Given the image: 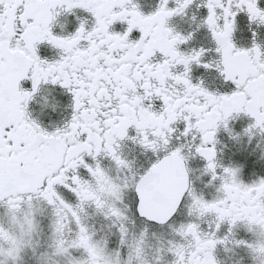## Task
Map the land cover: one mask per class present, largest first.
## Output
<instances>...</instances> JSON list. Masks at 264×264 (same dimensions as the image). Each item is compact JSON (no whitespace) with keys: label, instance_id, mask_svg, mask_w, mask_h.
Wrapping results in <instances>:
<instances>
[{"label":"snow or ice","instance_id":"6c2138e0","mask_svg":"<svg viewBox=\"0 0 264 264\" xmlns=\"http://www.w3.org/2000/svg\"><path fill=\"white\" fill-rule=\"evenodd\" d=\"M68 15L78 21L71 32L60 21ZM241 16L246 45L236 42ZM176 17L188 30L171 23ZM259 29L264 0H156L148 11L139 0H0V264H25L28 254L36 264H220L218 246L264 264V176L245 182L241 167L217 157L221 128L237 141L264 136ZM43 45L56 55L42 56ZM194 68L203 70L195 80ZM46 86L71 97L70 117L51 129L31 109H55L41 94ZM241 116L249 122L233 134L230 122ZM125 141L156 156L142 173L123 155ZM196 157L211 199L190 180ZM129 192L145 221L167 224L185 199L187 219L169 224L167 238L148 227L130 234ZM41 205L51 221L43 246ZM93 216L107 222V234ZM240 227L247 239L236 238Z\"/></svg>","mask_w":264,"mask_h":264},{"label":"flooded vegetation","instance_id":"af4514ba","mask_svg":"<svg viewBox=\"0 0 264 264\" xmlns=\"http://www.w3.org/2000/svg\"><path fill=\"white\" fill-rule=\"evenodd\" d=\"M139 3L145 11L150 10L151 7L155 6L156 0H139ZM76 15L85 16L86 13L82 11H77ZM61 23L66 25V32L74 31L78 25V21L74 16L68 15L66 17L60 18ZM180 30H188V22L186 19H181L179 17L173 18L172 22ZM238 31L236 33V42L238 45H246L250 42V32L247 27V20L245 17L241 16L238 18ZM115 30H123V26L116 24ZM55 31L60 32L59 26L55 28ZM259 38L264 39V29H259ZM204 42L203 34H198L197 39L193 41L194 46H199L200 43ZM40 54L42 56L48 57L49 59L53 58L56 55L55 50L49 48L46 45L41 46ZM203 74L202 69H193V79L199 78ZM207 75V74H205ZM208 79L211 80L212 77L208 76ZM43 96H48L50 99V105L56 104L55 109L51 106L42 108L41 104L33 103L31 109L33 115L36 116L41 109H43V114L39 116L40 122L48 128H52L62 124L66 119L70 117L71 108V97L60 87L46 86L42 89ZM56 110V111H54ZM248 118L241 116L237 119L230 122V128L233 129V134L237 132H242L243 129L248 124ZM182 128L183 125H180ZM130 135H135L134 130L129 131ZM217 157L218 160L227 165L233 164L241 167V178L245 182H251L257 177L264 176V158H262V149H264V136L257 135L254 137L251 142H249L246 136H241L240 139L234 140L230 138L229 134L220 129L217 133ZM121 151L123 155L128 159L134 162V168L136 171L142 173L145 169L150 167V165L155 161L156 156L151 152H144L139 145L133 144L131 141H125L122 143ZM103 166L106 169L114 170V163L109 159L103 160ZM204 161L199 157L190 158L188 161V167L190 171V180L192 181L193 187L197 192H202L206 199H211L214 195V189L211 186H206L208 183V176L201 175L202 169L204 167ZM82 175H87L86 170L81 169ZM62 195L69 202H74L75 197L65 189H60ZM126 196L130 197L129 204L133 207L132 218L138 222L148 225L151 227H157L159 229H164V235L167 236L170 233L168 227L169 224H178L187 219V199L183 201L180 207L177 209V212L174 216L168 221L165 225H159L154 222L145 221L141 218L138 213L135 211V194L129 192ZM125 203L127 200L125 198ZM92 211L91 209L89 210ZM3 209L0 208V218H2ZM43 222H46V217H41ZM93 221V219H92ZM94 223V221H93ZM202 227H207V225H202ZM226 232V226L221 229L220 235H224ZM237 239H247L249 234L246 229L240 227L235 229ZM232 248V246H228ZM216 257L220 261V264H250L251 258L243 249L232 248L231 251H226L223 246H218L216 250Z\"/></svg>","mask_w":264,"mask_h":264},{"label":"clouds","instance_id":"9594fccd","mask_svg":"<svg viewBox=\"0 0 264 264\" xmlns=\"http://www.w3.org/2000/svg\"><path fill=\"white\" fill-rule=\"evenodd\" d=\"M54 111H56V110H54ZM42 114H43V109H41V111L36 115V117L39 119V116L42 115ZM111 171L113 172V174H116L117 170L114 168V170H111ZM41 207L44 209V211L39 215V218H38V221H37L38 227H39V236L37 237V239L41 242V245L43 246L44 244L47 243V240H48L49 227H50V222L51 221H50V212L47 209V206L46 205H41ZM41 217H46V219H47V224L45 226H42ZM106 223L107 222H105L104 224H97V223L94 222V225H95V227L97 229V232L101 236L107 234L108 229L106 227ZM206 223L207 222H205V224ZM144 227H147V225H145ZM129 228H130V234L132 232H139L142 229V228H140L139 226L136 225L135 221L133 223L129 224ZM152 233H155V235H157V236H161L162 235V234H159V233L154 232V231ZM170 235H171V231H170V233L167 236H165V235H163V236L165 238H167ZM113 237H116L114 232L109 237V239L112 240ZM153 242H155V241H153ZM229 246H231V245H229ZM31 264H36V260L35 259L31 260Z\"/></svg>","mask_w":264,"mask_h":264},{"label":"rangeland","instance_id":"374dc122","mask_svg":"<svg viewBox=\"0 0 264 264\" xmlns=\"http://www.w3.org/2000/svg\"><path fill=\"white\" fill-rule=\"evenodd\" d=\"M125 198H126V200H127V204L129 205V209H130V211H129V215L132 217V214H133V207L130 206V204H129L130 197H129V196H126ZM90 213H91V212H90ZM134 220H135V219H134ZM93 221H94L95 223H97V224H104V223H105V222L103 221L102 217H99V216H93ZM93 221H92V222H93ZM41 223H42V226H45V225H46V222H43L42 219H41ZM135 223H136V225L139 226L140 228H143V227L145 226L144 224L138 222L137 220H135ZM147 227H148V229H149L150 232H153V231H154V232H157V233H159V234L164 235V229H159V228H157V227H151V226H148V225H147ZM116 241H117V238H116V237H113L112 240H111V242H112L113 245H115ZM34 259H35V258H34L33 256H31V254H28V255L25 257V264H31V260H34Z\"/></svg>","mask_w":264,"mask_h":264}]
</instances>
